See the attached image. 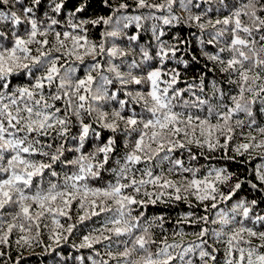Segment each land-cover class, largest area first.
<instances>
[{
	"label": "snow or ice",
	"instance_id": "6c2138e0",
	"mask_svg": "<svg viewBox=\"0 0 264 264\" xmlns=\"http://www.w3.org/2000/svg\"><path fill=\"white\" fill-rule=\"evenodd\" d=\"M41 3L42 0H0V245L10 246V238L14 230L24 233L15 240L17 245L23 242L31 246L33 240L42 243L39 239L41 220L45 217H51V223L54 226L49 229V239L55 244H59L61 240L66 241L72 235L76 225L68 223L65 226L58 217H66L68 221H71L72 204L78 202L77 208L82 212L77 216L79 223L92 217H100L105 213L110 214L103 218L102 227L82 237L78 248H93L94 244L112 241L113 236L126 237L127 239H118L113 242L117 251L112 250L113 243L106 245L105 255L116 261V264H173V261L177 259L180 264H192V260H186L185 257L194 252L193 246L170 244L167 242V236L159 242L162 246L158 245L155 252L151 250V245L158 244L153 238L151 229L154 226L163 228L164 217L144 219V213L139 212L138 208H147L149 204L154 205L164 196L177 201H186L188 197L181 195L182 188L185 192H191L200 202L213 201L211 207L217 208L215 201L218 197L221 200H230L235 192L241 189L242 182L237 181L228 194L220 190L218 183L224 184L233 178L232 174L227 173V170L223 168L212 169L203 179L193 178L181 183L168 179L162 165L165 161H170L168 173L179 169L182 172H192L195 177L199 169L185 167L182 159H173L171 155L173 152L178 149L186 150L189 153V159L194 160L196 156L192 155L190 145L195 144L199 148L207 147L209 151L218 148L227 149L228 141L232 140L234 132L233 125L230 123L233 116L243 113L248 118L254 117L253 105L258 102L257 98L261 105L259 111L264 112V43H260L257 47L258 40L253 36V32L258 33L259 42H264V0H246V2L236 0L231 6L225 3V0H219L223 8L229 10V14L223 19L215 20V25H223L224 28L217 30L209 43L223 36L225 32L230 33L231 39L226 47L231 56L224 60L219 54L204 53V55L212 61L226 65L221 67V72L228 73L231 70L232 73L238 74L237 80L232 79L231 76L228 78L229 84H236L238 87V94L228 97L232 106L212 105L199 96L191 101L182 99L176 103L178 97L182 98L183 92L175 89L169 95V91L178 82L179 72L174 71L171 80L167 82L161 80L162 72L158 69L147 70L144 75L137 76L133 73V69L139 67L135 61L128 65L126 71H121L118 65L109 60L107 71L113 73L114 77L101 75L97 83L93 72L99 73L102 65L99 60H95L86 66L83 77L77 78L75 76L77 69L68 67L69 58L83 63L85 56L95 58L105 53L103 41L97 45L88 39L85 25L88 23L97 25L101 22L107 25L111 17L108 19L101 17L91 21L81 20L76 24L72 23L70 16L68 26L74 30L79 29V33L61 32L56 30L61 26V21L55 17L45 14L47 25L35 18L34 8ZM52 3L51 10L60 13L64 7L63 3H58L56 0H52ZM136 3L140 8H165L164 4L149 5L147 0H136ZM175 3L176 0H166L169 11ZM189 3L190 0L188 2L180 0V7L189 12L188 20L196 21L203 30L205 25L199 23L203 14L192 15ZM196 6L199 7V4ZM127 7V4L120 5V8ZM76 11H83V8H77ZM242 16L247 17V23L242 22ZM141 19L139 16L123 17L126 21L124 27H128V24L132 22H137L139 26ZM172 20H179V17L173 16L171 19L164 17L163 23L168 25L172 23ZM207 23L212 24V20L209 19ZM21 26H23L22 31ZM155 31L153 27V32ZM50 32L54 36L51 44L47 38ZM240 33L246 34L247 38L242 37ZM105 35L117 36L119 31L107 32ZM160 35L163 33L161 32ZM37 37H43V39ZM137 39V36L129 37L130 41ZM68 41L71 43H67ZM33 45L36 47L33 48ZM159 47L158 55L162 61L168 56V52L164 50L163 44ZM225 50L220 48L219 52L223 53ZM169 51L175 56L176 46H170ZM141 52L146 60L151 59L146 50L141 48ZM124 54L123 50L115 45L107 52L109 57ZM185 67H187L186 63ZM21 72L28 82L13 85L12 77L19 76ZM114 80L122 87L129 84L140 85L142 82L149 84L147 93L125 91V95L130 97L133 103L143 105L144 111L148 114L147 118L142 114L138 116L134 109L131 110V115H122L121 112L128 103L125 100L118 101L120 108L112 110L111 120L107 111L99 106L94 107V103L117 99V93L121 89L109 95V86ZM162 82L167 86L161 88ZM193 87L195 86L190 85L186 91L192 92ZM201 91H203L202 87ZM246 92L250 93V96L246 97ZM217 93H219L218 98L223 100L226 93L213 83V96ZM192 95L195 96V93L193 92ZM56 101H62V105L57 107ZM203 105L208 106L206 116L175 110L178 107L180 109L192 107L202 111ZM218 107L226 111H219ZM84 113L90 117L95 113L93 123H100L102 128L113 133L119 130L117 122L123 121V132L127 134L124 141L125 148H129L128 138L131 134L138 133L130 149L120 159L115 160L116 167L106 168L110 154L116 150L115 137H110L106 143L97 145L93 151L87 153L82 151L90 130L97 140L100 138V133L92 128V124L85 123ZM213 115L216 116V123L211 122ZM73 118L79 130L77 134L72 135L71 139L77 141V145L66 148L65 144L69 138ZM255 124L256 120L252 118L247 126L251 129ZM235 125L243 128L245 121L236 119ZM257 131L264 134V127H258ZM221 137L225 141L223 144H221ZM250 139L252 143H241L235 151L243 155L249 149L264 148V140L257 143L255 136H250ZM68 152L78 155L70 158L67 155ZM161 153L164 155L161 156ZM101 154L102 158L97 159ZM157 156H160V160L156 162V167L161 171L159 174H154L152 162ZM140 164L144 167L136 169L141 173V177L137 179L136 173L130 166ZM102 170L113 173L115 182L108 181L103 187L91 186L90 180L102 179ZM255 179L258 183H251V187L264 192V166L256 169ZM149 185L158 191H148ZM127 189H132V192H128ZM167 189L172 191H161ZM141 194L146 199H137ZM247 203L246 201L237 203L232 208V213L242 210L241 215L247 219L251 212V207L247 206ZM250 204L256 206L257 201L253 199ZM6 207L12 210L5 212ZM134 212L137 214L133 215ZM5 216L10 219L6 220ZM182 219L188 221L189 217L185 216ZM142 220L143 223H141ZM201 220L204 224L209 223L206 215L197 217L192 223ZM234 221L235 215L230 217L228 213L221 211L217 214V219L211 222L227 227L233 225ZM253 223L264 224V216L256 215ZM44 227L48 225L45 224ZM33 230H35L34 235H29L33 233ZM105 233L111 235H105ZM244 233L264 241V231L246 227L243 220L237 222V226H233L227 233L222 227L209 235V228L201 227L198 232L193 233L201 240V243L195 244V249H199L200 261L208 264V260L215 262L217 259L215 255L217 250L212 244L209 245L212 251L203 247L205 243H208L204 237L208 236L215 243L226 236L224 264H264V253H260L255 247L239 246L241 240H244ZM176 234L184 235L182 232ZM244 242L251 244L250 240ZM121 245L123 250H119ZM259 247L264 248V243ZM170 249H182V251L174 252ZM5 255L4 251H0V257ZM95 255L100 256V252L96 251ZM89 259L92 264H109V260L103 258L99 261L92 257ZM80 260L83 264V257H80Z\"/></svg>",
	"mask_w": 264,
	"mask_h": 264
},
{
	"label": "trees",
	"instance_id": "16d2710c",
	"mask_svg": "<svg viewBox=\"0 0 264 264\" xmlns=\"http://www.w3.org/2000/svg\"><path fill=\"white\" fill-rule=\"evenodd\" d=\"M56 2H62L64 5L60 13H55L51 10L53 7L52 0H42L41 5L35 6L34 11L35 18L38 21H43L45 25L48 23L47 19L45 18V14L60 20L61 26L56 28L57 31H76L79 33V29L74 30L68 26L70 16L72 23L76 24H78L81 20L91 21L97 20L101 17L105 19L111 17V21L107 25L102 22L97 25H93L91 23L85 25L88 39L97 45L103 41L105 53L98 55L95 58L92 56H85L83 63L76 61L74 58H69L67 61L68 67H75L77 69L75 72V76L77 78L83 77L86 66L92 64L95 62V60H99L102 65L99 73L93 72V76L96 77L97 83L99 82L101 75H106L109 78L114 77L113 73L107 71L109 60H111L113 64L118 65L121 71H126L128 65L135 61L139 67L133 69V73L137 76L144 75L147 70L158 69L162 72L161 80L167 82L171 80V76L174 71L179 72L178 82L174 84L172 89L169 91V95H171L172 91L175 89H180L183 92L182 98L178 97L177 101H175L176 103H179L182 99L191 101L194 100L196 96H199L205 100H208L212 105L219 106L220 104H227L232 106V103L228 97L238 94V87L236 84H229L228 78L231 76L232 79L237 80L238 74L232 73L231 70H229L228 73L221 72V67L226 65H221L216 61H212L204 55V53H208L210 55L219 54L224 60L229 59L231 56V53L226 47L227 43L231 39L230 33L225 32L223 36L219 37L212 43H209V41L212 40V36L215 34V32L224 28L223 25H215V20L217 18L223 19L229 14V10L224 9L219 3V0H190L189 8L191 14H203L202 19L199 22L205 25L203 30L198 26L196 21L188 20L189 12L184 11L180 7V0H176V3L173 4L170 11L167 8L166 0H147L149 5L164 4V9L155 7L140 8L137 6L136 0H56ZM185 2H188V0H185ZM235 2L236 0H225V3H228L230 6ZM240 2H246V0H240ZM121 4H127L128 7L126 9L120 8ZM197 4H199V7L196 6ZM81 7L83 8V11L77 12L76 9ZM117 9H119V11H117ZM209 9H211V11H208ZM135 16L142 18L139 21V26L137 22H132L128 24V27H124L126 21L123 20V17ZM173 16L179 17V20H172V23L168 25L163 23L164 17L171 19ZM209 19L212 20V24L207 23ZM241 19L244 23L248 22L247 17L242 16ZM213 25H215V27H213ZM153 27L156 29L155 33L153 32ZM22 30L23 26H21V31ZM115 30L119 31V35H105V33ZM161 32L163 35H160ZM240 35L247 38L246 34L244 33H240ZM131 36H137L138 39L135 41H130L129 37ZM253 36H255L258 40L257 47L260 46V43H264L259 42L258 33L253 32ZM157 37H159V39H157ZM37 38L43 39V37ZM47 38L50 41V44L54 41V36L51 32ZM67 43L70 44L71 42L68 41ZM161 44L164 45V50L168 52V56L162 61L158 55L160 52L159 46ZM113 45L121 48L125 54L118 55L116 57H109L107 52ZM170 46H176L177 51L175 56H173L172 52L169 51ZM32 47L35 48L36 45H33ZM141 48L148 52L151 59L146 60L144 58ZM220 48H225L226 50L223 53H220ZM193 57H195V59H193ZM185 63L187 64V67H185ZM256 71H261V69H256ZM27 82L28 81L24 77L23 72H21L19 76L12 77L13 85H20ZM213 83H215L218 89L226 93L223 100L218 98L219 93L213 96ZM190 85L195 86L192 88V92L186 91ZM166 86V83H160L161 88ZM93 87L95 88L96 85L94 84ZM201 87L203 88V91H201ZM117 89L121 90L117 93L116 100L101 101L99 104L94 103V107L99 106L102 108V110L107 111L109 113V120H111L112 110H119L120 108L118 101L125 100L128 103L122 110V115H131V110L134 109L138 116L142 114L145 116V118H147L148 114L144 111L143 105L133 103L132 99L125 95V91H131L134 93L136 91H140L147 93L149 91V84L147 82H142L140 85L129 84L122 87L114 80L113 84L109 86V95H111L112 92L116 91ZM193 92L195 93V96L192 95ZM245 96H250V93L246 92ZM257 101L258 102L253 105L254 117H252L256 120V124L253 125L251 129L247 125L249 120L252 118L246 117L243 113L233 116L230 123L233 125L234 132L232 133V140L228 141L227 149L218 148L214 151H209L207 147L199 148L193 144L189 147L192 150V155L196 156V159L194 160L189 159L188 151L183 149H178L171 154L173 159H182L185 167L191 168L193 170L199 169V171L196 172L195 177H193L192 172H182L179 169L173 173H168L167 169L171 166V162H164L162 165L164 173L168 179L173 181L183 183L193 178L203 179L204 176L212 169L223 168L227 170V173H231L233 178L227 183H218L217 186L220 188V190L223 193L228 194L230 190H232V186L237 181L242 182V187L240 190L235 192L230 200L225 201L219 199L218 197L215 201L217 208L211 207L213 201L207 200L200 202L196 200L195 196L192 195L191 192H185L183 188L181 190V195H186L188 197L186 201H177L175 199H170L168 196H164L161 197L160 200H158L154 205L149 204L147 208H138L139 212L144 213V219L157 216L164 217L163 228L154 226L151 229L153 238L158 242V244L151 245V250L153 252L157 250L161 239L164 236H167V242L170 244L178 243L183 245V247L192 245L194 252L189 253L185 259H191L192 264H203V262L199 259V249H195V244L201 243V240L197 235L193 234L198 232L201 227L209 228V235H211V233L215 230H220L222 227L227 233L233 226H237V222L243 220V223L246 227L253 228L256 231H264V224L253 223L254 217L256 215L264 216V192L257 191L251 187V183H258V181L255 179L256 169L258 167L264 166V148L249 149V151L244 152L243 155H240L235 151L236 147L241 143H252L250 136H255V142L257 143L261 140H264V134H261L257 131L258 127H264V112L259 111L261 107L259 98H257ZM55 103L57 107L62 105V101H56ZM201 108L203 109L202 111L192 107H189L188 109H180L178 107L175 110H183L185 112L190 111L194 114L206 116L208 106L203 105ZM218 110L226 111V109H220L219 107ZM94 118L95 113H93L91 117L88 116L87 113H84L85 123H91L92 128L96 132L100 133V138L97 140L90 130L89 137L85 140L82 151L85 153L93 151L97 145H102L106 143L110 137H115L116 150L114 153L110 154L109 163L106 165V168L116 167L115 160L120 159L124 153L130 149L132 141L137 138L138 133L133 132L131 134V137L128 138L129 148H125L124 141L127 134L123 132V121L117 122L119 124V130L116 133H113L108 129L102 128L100 123H93ZM236 119H243L245 121V126L243 128L236 126ZM211 122H217L215 115L212 116ZM70 128L71 131L69 133V138L65 144L66 148L77 145V141L71 139L72 135L77 134L79 130L75 118H73ZM224 142V138L221 137V144ZM67 155L71 158L78 154L68 152ZM160 155L163 156L164 153H161ZM100 158H102V154L97 157V159ZM159 160L160 156H157L152 162L154 174H159L161 171L160 168L156 167V162ZM57 167L59 169V166ZM130 167H132L133 172L136 173L137 179H139L141 177V173L136 171V169H142L144 165L140 164ZM70 170L71 169H69V171ZM45 175L47 176V173ZM101 177L102 179L100 180H90V185L103 187L108 181H112L113 183L115 182L114 174L111 172L102 170ZM146 178L147 177H145V179ZM35 182L36 181L34 180V185ZM122 182L126 183L127 181ZM127 191L132 192V189H127ZM148 191L156 192L158 190L149 185ZM161 191L171 192L172 189ZM137 199L146 198L141 194L137 197ZM253 199L257 201L256 206H252L250 204ZM241 201L248 202L247 206L251 207V212L249 213V217L247 219H244L241 215L242 210H240L238 213H232V208ZM77 203L78 202H74L72 204V212L70 213L72 215L71 221H68L66 217H58L60 222L65 226H67L68 223L76 225L72 235L69 236L66 241L61 240L59 244H55L49 239V229L54 226L51 223V217H45L41 220L42 227L41 236L39 239L42 241V243H37L36 240H33L31 246L25 245L23 242H21L20 245H17L15 240L19 238V236L24 235V233L14 230L12 237L10 238V246L0 245V251H4L6 253L5 256L0 257V264H81L80 257H83V264H92V261L89 259V257H92V259H96L97 261L103 258L105 260H109V264H116V261L111 260L105 255L106 245L108 243H113L118 239H127L126 237L117 238L113 236L112 241H103L102 243L94 244L93 248H78V245L82 242V237L94 229L102 227L103 218L110 214L105 213L100 217H92L91 219H86L83 223H79L77 216L82 214V212L78 210ZM10 210L12 209H9L8 207L5 208V212ZM221 211L228 213L230 217L235 215V221L233 225L224 227L219 223L213 224L211 222L217 219V214ZM136 214V212L133 213V215ZM205 215L209 219L208 224H204L202 220L197 223H192V221L196 220L197 217ZM185 216L189 217L188 221H184L182 219ZM5 219L9 220L10 217L5 216ZM141 223H143V220ZM157 223H159V221H157ZM45 224H47L48 227H44ZM34 232L35 230H33V233L29 235H34ZM180 232L184 233V235L181 236L176 234ZM96 234L99 235V233ZM65 235H67V233H65ZM105 235L111 234L105 233ZM243 236L244 240H241L239 245L240 247H255L260 253H264V248L259 247L260 244L264 243V241H261L256 237H249L246 233H244ZM204 239L208 241V243L203 245L206 250L212 251V248L209 247L210 244H212L217 250L215 252L217 258L216 261L213 262L208 260V264H224L226 251V243L224 241H226L227 237H222L220 242L215 243L213 240L209 239L208 236L204 237ZM245 240H250L251 244L245 243ZM112 250H118L115 243H113ZM119 250H123V245L120 246ZM96 251L100 252V256L95 255ZM170 251L180 252L182 249H170ZM234 255H238V253H234ZM173 264H180V262L177 259L176 261H173Z\"/></svg>",
	"mask_w": 264,
	"mask_h": 264
}]
</instances>
